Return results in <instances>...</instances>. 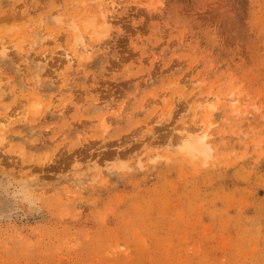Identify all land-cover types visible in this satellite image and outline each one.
<instances>
[{
    "label": "rangeland",
    "instance_id": "1",
    "mask_svg": "<svg viewBox=\"0 0 264 264\" xmlns=\"http://www.w3.org/2000/svg\"><path fill=\"white\" fill-rule=\"evenodd\" d=\"M0 264H264V0H0Z\"/></svg>",
    "mask_w": 264,
    "mask_h": 264
},
{
    "label": "bare ground",
    "instance_id": "2",
    "mask_svg": "<svg viewBox=\"0 0 264 264\" xmlns=\"http://www.w3.org/2000/svg\"><path fill=\"white\" fill-rule=\"evenodd\" d=\"M197 132V131H196ZM199 137V140L190 142L189 148L193 151H202L201 153H206V149L204 147V142H203V135H196Z\"/></svg>",
    "mask_w": 264,
    "mask_h": 264
}]
</instances>
